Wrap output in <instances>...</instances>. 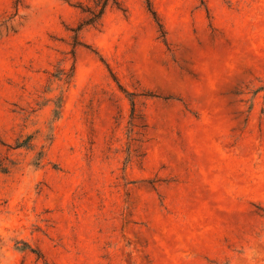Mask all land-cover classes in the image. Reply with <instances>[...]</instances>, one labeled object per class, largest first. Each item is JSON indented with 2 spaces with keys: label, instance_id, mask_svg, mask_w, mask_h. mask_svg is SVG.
Returning <instances> with one entry per match:
<instances>
[{
  "label": "rangeland",
  "instance_id": "1",
  "mask_svg": "<svg viewBox=\"0 0 264 264\" xmlns=\"http://www.w3.org/2000/svg\"><path fill=\"white\" fill-rule=\"evenodd\" d=\"M98 2L0 0V264H264V0Z\"/></svg>",
  "mask_w": 264,
  "mask_h": 264
},
{
  "label": "trees",
  "instance_id": "2",
  "mask_svg": "<svg viewBox=\"0 0 264 264\" xmlns=\"http://www.w3.org/2000/svg\"><path fill=\"white\" fill-rule=\"evenodd\" d=\"M19 1V0H18ZM109 0H103V2H98L97 4H95L93 9H88L87 13H89L90 17L89 19H87L85 21V25H94L97 23V20L99 19V17L102 15L103 10L105 8V6L107 5ZM113 2H115L116 0H112ZM148 7L150 9V3L148 2Z\"/></svg>",
  "mask_w": 264,
  "mask_h": 264
}]
</instances>
